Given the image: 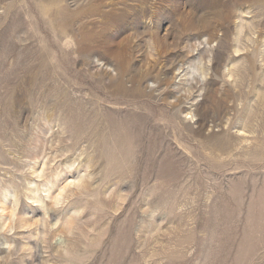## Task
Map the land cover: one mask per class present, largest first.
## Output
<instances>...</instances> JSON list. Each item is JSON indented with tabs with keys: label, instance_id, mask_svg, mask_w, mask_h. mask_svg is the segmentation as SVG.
I'll list each match as a JSON object with an SVG mask.
<instances>
[{
	"label": "rangeland",
	"instance_id": "rangeland-1",
	"mask_svg": "<svg viewBox=\"0 0 264 264\" xmlns=\"http://www.w3.org/2000/svg\"><path fill=\"white\" fill-rule=\"evenodd\" d=\"M0 264H264V0H0Z\"/></svg>",
	"mask_w": 264,
	"mask_h": 264
}]
</instances>
